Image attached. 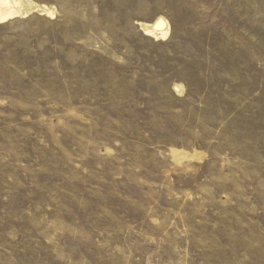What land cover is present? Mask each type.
I'll return each mask as SVG.
<instances>
[{
  "label": "rangeland",
  "instance_id": "1",
  "mask_svg": "<svg viewBox=\"0 0 264 264\" xmlns=\"http://www.w3.org/2000/svg\"><path fill=\"white\" fill-rule=\"evenodd\" d=\"M37 2L0 25V264H264V0Z\"/></svg>",
  "mask_w": 264,
  "mask_h": 264
},
{
  "label": "bare ground",
  "instance_id": "2",
  "mask_svg": "<svg viewBox=\"0 0 264 264\" xmlns=\"http://www.w3.org/2000/svg\"><path fill=\"white\" fill-rule=\"evenodd\" d=\"M56 12L57 10L54 6L39 3L37 0H0V25L25 19L36 13L53 17ZM140 26L145 33L156 39L166 38L170 32L169 22L163 17L158 18L152 23L141 22ZM178 86L179 90L180 86Z\"/></svg>",
  "mask_w": 264,
  "mask_h": 264
}]
</instances>
